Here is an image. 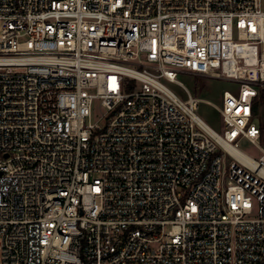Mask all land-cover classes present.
I'll return each mask as SVG.
<instances>
[{
	"label": "built area",
	"instance_id": "1",
	"mask_svg": "<svg viewBox=\"0 0 264 264\" xmlns=\"http://www.w3.org/2000/svg\"><path fill=\"white\" fill-rule=\"evenodd\" d=\"M263 90L264 0H0V264H264Z\"/></svg>",
	"mask_w": 264,
	"mask_h": 264
},
{
	"label": "rangeland",
	"instance_id": "2",
	"mask_svg": "<svg viewBox=\"0 0 264 264\" xmlns=\"http://www.w3.org/2000/svg\"><path fill=\"white\" fill-rule=\"evenodd\" d=\"M177 81L180 82L192 96L200 100L196 114L214 130L219 133L222 132L223 124L217 107L222 105L224 91H236L238 86L227 80L203 77L188 72L178 73ZM166 84L181 100L185 101L188 99L189 94L182 86L170 82H166ZM101 111L99 102H95L92 116L93 122L99 121ZM256 121L263 126L260 145L264 149V106H260ZM240 147L253 157H259L263 154L259 148L246 142H242Z\"/></svg>",
	"mask_w": 264,
	"mask_h": 264
},
{
	"label": "trees",
	"instance_id": "3",
	"mask_svg": "<svg viewBox=\"0 0 264 264\" xmlns=\"http://www.w3.org/2000/svg\"><path fill=\"white\" fill-rule=\"evenodd\" d=\"M260 106H264V90L261 92L260 99H258V100L255 102V105H254V113H255V116H256V117H257V115L259 114ZM260 125H261V124H260ZM261 129H262V133H263V126H262V125H261Z\"/></svg>",
	"mask_w": 264,
	"mask_h": 264
}]
</instances>
